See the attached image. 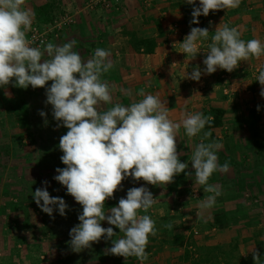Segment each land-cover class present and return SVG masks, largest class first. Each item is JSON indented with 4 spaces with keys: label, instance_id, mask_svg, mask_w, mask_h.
<instances>
[{
    "label": "crops",
    "instance_id": "0c3cea01",
    "mask_svg": "<svg viewBox=\"0 0 264 264\" xmlns=\"http://www.w3.org/2000/svg\"><path fill=\"white\" fill-rule=\"evenodd\" d=\"M52 2L57 5L56 17L67 12L72 25L52 37L51 43L62 45L74 39L73 50L85 61L97 48L110 50L114 67L101 79L108 81L113 102L103 105L102 110L116 103L127 106L138 102L143 99L138 95L143 89L145 94L167 101L174 122L180 121L182 113L213 116L209 114L212 108L223 111L219 126L205 127L192 138L181 127L176 137L179 159L189 163L186 172L193 171L191 157L205 131H211L205 143L221 145L216 153L219 163L227 161L230 167L227 173L215 172L209 179V184L222 187L213 208L199 209V203L210 193L196 183L194 171L191 176L177 174L166 187L127 177L114 198L106 200L107 210L117 206L120 198H126L129 188L140 186L147 187L157 200L146 213L156 222L158 232L149 237L145 264H264V145L262 151H257L253 134L256 130L264 142V111L255 125L250 121L252 110L264 108V97L260 95L264 85L255 80L264 65V56L241 61L232 72L219 68L212 74L203 72L207 45L217 26L238 27L245 41L258 38L264 42V0H241L235 9L210 10L208 16L198 17L199 24H190L192 5L185 0H121L117 8L110 10L90 8V0H27L37 25L52 26V19L44 22L37 12ZM195 2L199 6V0ZM191 27L209 30V39L197 42L200 51L193 59L181 52V43ZM130 34L155 39L154 51H136L130 44ZM197 66L202 70L199 81L183 78L184 71L190 74ZM14 87H0V92ZM122 90H129L131 95ZM65 202L69 206L65 216L57 211V216L53 212L55 220L48 215L40 226L10 228L8 239L4 234L8 241L0 244V264H140L135 257L106 254L111 240L101 239L79 253L72 251L69 231L80 223L82 206L71 195ZM140 214L145 213L141 210ZM168 223L174 225L173 229L163 227ZM101 226L113 227L117 233L113 239L123 236L106 220L101 221ZM254 251L260 256L258 261L253 260Z\"/></svg>",
    "mask_w": 264,
    "mask_h": 264
},
{
    "label": "clouds",
    "instance_id": "9594fccd",
    "mask_svg": "<svg viewBox=\"0 0 264 264\" xmlns=\"http://www.w3.org/2000/svg\"><path fill=\"white\" fill-rule=\"evenodd\" d=\"M185 2L192 5L190 24H199L201 15L208 16L210 10L235 9L241 0H199V6L195 0ZM34 17L27 0H0V87L13 84L22 89L46 88L45 103L52 106L56 127L68 129L59 138V149L63 152L60 160L66 167L56 168L58 174L54 179L66 186L67 194L82 206L80 223L69 231L70 248L79 253L91 249L101 239L111 240L112 246L106 254L125 259L135 257L145 264L149 258L146 251L149 237L158 232L156 222L146 213L157 200L147 187L140 186L129 188L126 198H120L117 206L106 210L105 202L114 198L127 177L166 187L177 174L184 172L191 176L194 171L196 183L210 193L199 203V209L213 208L216 198L222 195V187L209 184V179L215 172L227 173L230 167L227 161L219 163L216 153L221 145L205 143L211 136V131H205L191 157L193 171L186 172L189 163L180 161L176 137L181 127L187 137H196L206 125L211 127L215 118L201 112L182 113L180 121L174 122L167 101L158 95L145 94L143 89L138 93L143 99L138 102L127 106L116 103L102 110L103 105L113 102L108 81L101 79L114 67L110 50L97 48L85 61L73 50L74 39L62 45L41 41L42 48L33 47L35 38L29 40L27 33L32 30ZM241 35L238 27L227 24L215 28L203 60L205 74H212L218 68L232 72L241 61L264 56V42L258 38L245 41ZM208 39V28L191 27L181 43V52L193 59L200 51L197 42ZM201 75L202 70L197 66L190 74L184 71L183 78L199 81ZM255 80L264 85V65ZM49 81L51 84L47 86ZM122 91L131 95L129 90ZM5 95L10 98V93ZM260 95L264 97V88ZM39 115L46 114L39 111ZM42 183L48 185L47 180ZM32 197L51 218L54 219V206L59 215H66L69 206L65 200L51 196L46 187L36 188ZM141 210L145 214L141 215ZM105 220L123 236L113 239L117 233L113 227L101 226ZM173 226L163 225L170 230ZM259 258L254 251L253 260Z\"/></svg>",
    "mask_w": 264,
    "mask_h": 264
},
{
    "label": "rangeland",
    "instance_id": "374dc122",
    "mask_svg": "<svg viewBox=\"0 0 264 264\" xmlns=\"http://www.w3.org/2000/svg\"><path fill=\"white\" fill-rule=\"evenodd\" d=\"M56 6L50 10L51 21L69 15L65 12L56 17ZM55 34L56 31H48V42L52 37L55 38ZM44 59L48 57L45 56ZM50 84L51 81L47 86ZM6 92L10 93V98L3 91L0 92V244L8 239L10 228L40 226L46 222L48 214L37 206L32 197L36 188L46 187L51 196H59L64 200L70 195L67 194L66 186L54 179L58 174L55 169L66 167L60 160L63 152L59 149V138L68 129L64 126L56 127L58 122L53 118L52 106L45 103L46 88L14 87ZM21 100L27 106L26 128L16 122L17 108ZM254 110L260 114L264 108ZM39 111L45 112V117H41ZM45 180L48 185L42 183ZM53 212L57 216L55 206ZM3 230L8 233H3ZM64 233L67 234V231ZM4 234H7V239ZM29 236L32 234L29 233Z\"/></svg>",
    "mask_w": 264,
    "mask_h": 264
},
{
    "label": "trees",
    "instance_id": "16d2710c",
    "mask_svg": "<svg viewBox=\"0 0 264 264\" xmlns=\"http://www.w3.org/2000/svg\"><path fill=\"white\" fill-rule=\"evenodd\" d=\"M55 2H52V4H45L44 6H41L38 8V18L41 20L43 19L44 22L50 21V10L52 7L54 8ZM130 44L136 51H143L144 53H152L154 51V48L156 46V40L155 39H139L134 34H130ZM209 114H212L214 116V122L211 127H217L219 126L222 121L221 117L223 115V111L218 108H212L209 111ZM16 122L22 127L26 128L28 126V119H27V106L25 101L21 100L18 104L17 108V116H16ZM260 118L259 113L256 110H252L250 114V121L251 125H255L256 121ZM206 127H209L206 125ZM257 131L254 130V145L256 147L257 151L263 150L264 142H262V139L260 136L258 137ZM189 256V254L187 253ZM188 258V257H187Z\"/></svg>",
    "mask_w": 264,
    "mask_h": 264
},
{
    "label": "built area",
    "instance_id": "2783aa9c",
    "mask_svg": "<svg viewBox=\"0 0 264 264\" xmlns=\"http://www.w3.org/2000/svg\"><path fill=\"white\" fill-rule=\"evenodd\" d=\"M121 0H90L89 7L90 8H99L102 10H110L113 8H117L119 6ZM72 23L71 17L68 15H64L59 20H54L52 26H39L33 21L32 30L28 32L27 38L29 40H33V43L31 46L33 47H43L41 45V41H44V43L48 42V31H56L55 35H58V33L65 27L69 26V24Z\"/></svg>",
    "mask_w": 264,
    "mask_h": 264
}]
</instances>
